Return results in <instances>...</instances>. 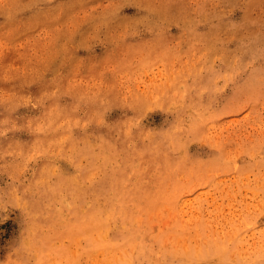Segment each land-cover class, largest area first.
<instances>
[{
  "label": "rangeland",
  "instance_id": "1",
  "mask_svg": "<svg viewBox=\"0 0 264 264\" xmlns=\"http://www.w3.org/2000/svg\"><path fill=\"white\" fill-rule=\"evenodd\" d=\"M0 264H264V0H0Z\"/></svg>",
  "mask_w": 264,
  "mask_h": 264
}]
</instances>
